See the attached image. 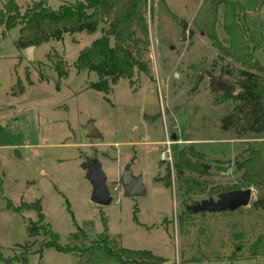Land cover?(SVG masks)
Instances as JSON below:
<instances>
[{
  "label": "rangeland",
  "instance_id": "374dc122",
  "mask_svg": "<svg viewBox=\"0 0 264 264\" xmlns=\"http://www.w3.org/2000/svg\"><path fill=\"white\" fill-rule=\"evenodd\" d=\"M5 1L0 0V8ZM16 1L24 12L39 0ZM69 1L75 0H47L54 9ZM203 1L150 0V45L143 55L148 72L136 69L107 93L91 87L98 80L95 72L74 67L106 23L91 34H65L35 46L30 58L15 43L19 28L6 32L0 42V264L78 263V255L45 246L48 236L42 229L31 236L33 225L52 229L61 244L85 246L108 234L120 246L150 249L173 264H264V257L213 259L226 258L263 233L264 215L250 212V205L241 211L188 215L196 202L217 199L219 194H209L212 188L237 184L243 171L236 160L264 140L236 138L220 126L234 102L215 104L211 75L221 77L220 67L230 59L213 66L221 51L194 24ZM237 1L255 58L264 66V0ZM222 19L220 10L217 31L226 43ZM59 60L68 64L66 78L58 76ZM90 124L100 137L88 136ZM166 141L172 142L173 153L186 146L204 152L207 173H185L203 182L204 189H180L175 161L161 157ZM95 158L113 196L108 206L92 201L93 186L82 166ZM127 167L143 179L145 196H124L121 177ZM252 188L253 201L258 193ZM34 202L43 219L27 207ZM194 258L201 260L188 262Z\"/></svg>",
  "mask_w": 264,
  "mask_h": 264
},
{
  "label": "trees",
  "instance_id": "16d2710c",
  "mask_svg": "<svg viewBox=\"0 0 264 264\" xmlns=\"http://www.w3.org/2000/svg\"><path fill=\"white\" fill-rule=\"evenodd\" d=\"M149 1L75 0L64 2L54 9L47 0H39L22 12L16 0H6L0 8V42L6 32L16 27L19 28V36L15 41L17 47L28 48L51 40H61L65 34L84 31L91 34L99 30L101 24L106 23L107 27L102 36L80 52L74 67L79 72H95L98 80L92 82L91 87L107 93L111 85L118 83L121 78H132L136 69L148 72V63L144 61L143 55L150 45L146 11ZM199 10L194 24L202 28L221 51L213 66L216 67L219 60L224 62L230 59L226 65H221L220 76L223 80L235 84L237 88L235 93H222L216 92L213 87L217 93L215 104H222L228 99L234 102L220 120L222 130L229 131L241 139L264 136V66L255 58L256 47L245 25L242 5L237 0H204ZM220 10H223L221 25L227 36L226 43L220 40L217 31ZM55 68L59 78L68 76L69 68L65 61H57ZM225 76H232L234 80L225 79ZM261 141V147L248 148V155L243 160H236L237 168L243 171L240 181L229 189L218 191L212 188L209 193L212 195L254 187L258 195L247 209L257 216L264 215V140ZM176 149L173 160L180 189L184 188L186 193L204 189L203 182L185 177L186 172H196L200 175L207 173L204 152L195 146ZM171 184L172 179L168 176L166 185ZM27 207L37 209L39 218L43 219L38 202ZM212 213L199 212L202 215ZM196 214L190 211L188 215ZM41 229L48 236L45 246L53 247L59 252L78 255L77 264H173L150 249L120 246L108 234L99 236L89 245L79 246L61 244L58 235L45 225H33L28 230L33 236ZM244 250L246 254L243 253ZM257 257H264V231L249 245L239 244L226 258L215 256L213 259L237 260ZM200 260L194 258L188 262L197 263ZM22 261L26 262V258Z\"/></svg>",
  "mask_w": 264,
  "mask_h": 264
},
{
  "label": "water",
  "instance_id": "95a60500",
  "mask_svg": "<svg viewBox=\"0 0 264 264\" xmlns=\"http://www.w3.org/2000/svg\"><path fill=\"white\" fill-rule=\"evenodd\" d=\"M35 46L26 48L28 57H32V50ZM215 88L222 93H235L237 88L235 84H231L223 80L219 76L211 75ZM88 136L95 138L100 137L101 133L96 129L95 125L90 124ZM83 168L87 169V178L90 180L93 190L91 199L99 205L108 206L111 204L113 196H111L107 187V180L102 169V164L98 159H92L83 163ZM124 186V196L140 197L145 196L146 189L144 188L143 179L140 176H134L131 168L127 167L122 177ZM253 188L229 190L219 193L217 199L214 197L196 202L189 208L193 213L208 212L219 213L224 211H235L238 208L249 206L253 199Z\"/></svg>",
  "mask_w": 264,
  "mask_h": 264
},
{
  "label": "built area",
  "instance_id": "2783aa9c",
  "mask_svg": "<svg viewBox=\"0 0 264 264\" xmlns=\"http://www.w3.org/2000/svg\"><path fill=\"white\" fill-rule=\"evenodd\" d=\"M167 148H165L162 153L161 157L164 160L173 162V149H172V142L166 141Z\"/></svg>",
  "mask_w": 264,
  "mask_h": 264
}]
</instances>
